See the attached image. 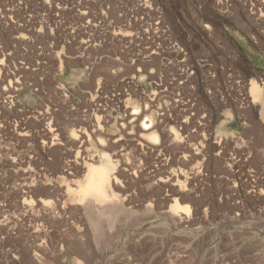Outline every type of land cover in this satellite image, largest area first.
Segmentation results:
<instances>
[{
	"label": "rangeland",
	"instance_id": "rangeland-1",
	"mask_svg": "<svg viewBox=\"0 0 264 264\" xmlns=\"http://www.w3.org/2000/svg\"><path fill=\"white\" fill-rule=\"evenodd\" d=\"M257 79L264 0H0V264H264Z\"/></svg>",
	"mask_w": 264,
	"mask_h": 264
},
{
	"label": "bare ground",
	"instance_id": "bare-ground-1",
	"mask_svg": "<svg viewBox=\"0 0 264 264\" xmlns=\"http://www.w3.org/2000/svg\"><path fill=\"white\" fill-rule=\"evenodd\" d=\"M180 53V52H179ZM7 74V73H6ZM8 76V75H7ZM5 79V76H4ZM13 87V86H12ZM15 90V89H14ZM8 91L12 92L13 90L9 89ZM251 92H252V97H254V99H256L259 94H260V87L257 83H254L252 85L251 88ZM79 133L77 135V138H79L81 141L84 140L86 132L84 130L79 131ZM170 135V134H168ZM178 137V136H177ZM176 137V138H177ZM148 138L150 139V141L152 142H157L158 141V136L156 133L151 132L148 135ZM86 141V140H85ZM80 164V163H77ZM90 165V164H89ZM60 167V166H59ZM87 167V166H86ZM66 171V170H65ZM85 179L84 182L82 183V185H80V190H79V195H76L79 197V199H86L89 197H94V199L91 198V200H93V206L94 208L97 209H103V204L105 203V201L107 200V197L109 196L110 193H108V191H111L109 189V185L111 184L112 180L115 183V177L111 175V173L109 172V169L103 165H99V164H91L88 167V172L85 174ZM118 182V181H117ZM112 187V186H111ZM67 194V193H66ZM73 196V195H72ZM111 196V195H110ZM175 202L173 204V212L177 213L178 211H183V212H190V207L187 204H182L181 202H179L177 200V197L174 198ZM105 200V201H104ZM104 201V202H103ZM109 201V200H107ZM112 200H110L111 202ZM103 202V203H102ZM90 203V202H89ZM88 204V203H87ZM91 205V204H90ZM105 206V205H104ZM117 206V205H116ZM90 207V206H89ZM91 207V208H92ZM109 209V208H108ZM115 209V208H114ZM92 210V209H91ZM106 211V210H105ZM109 211V210H108ZM91 212V211H90ZM98 213V212H97ZM178 214V213H177ZM174 215V214H173ZM179 215V214H178ZM180 216V215H179ZM178 216V217H179ZM175 217V216H173ZM181 219H183V217H180Z\"/></svg>",
	"mask_w": 264,
	"mask_h": 264
},
{
	"label": "crops",
	"instance_id": "crops-1",
	"mask_svg": "<svg viewBox=\"0 0 264 264\" xmlns=\"http://www.w3.org/2000/svg\"><path fill=\"white\" fill-rule=\"evenodd\" d=\"M222 38H221V40H219L220 42V46L221 47H223V45H224V43H228V42H233V41H236L237 42V44H238V48L241 50V52L242 53H244L245 54V52L242 50V47L240 46V44H239V38H238V36L236 35V34H234L233 32H230L229 30H225L224 31V35L223 36H221ZM218 42V41H217ZM249 47L252 49V51L254 52V50H253V48L249 45ZM239 50V51H240ZM246 55V57H248L249 58V60L254 64V66H256V67H259L258 65H256L255 64V62H254V60L252 59V56L250 55V54H245ZM257 82L258 83H260V85H261V87L263 88V86H264V80L263 81H259L258 79H257ZM249 85H250V83H249ZM264 91V90H263ZM264 93V92H263ZM260 105V109L261 110H263V106H262V104H259ZM261 113H262V111H260ZM262 115V114H261ZM261 118V117H260ZM262 122H263V126H264V118L262 117ZM264 131V130H263Z\"/></svg>",
	"mask_w": 264,
	"mask_h": 264
}]
</instances>
